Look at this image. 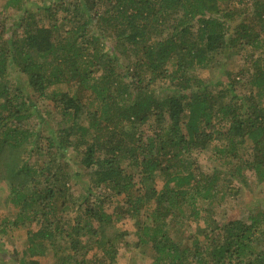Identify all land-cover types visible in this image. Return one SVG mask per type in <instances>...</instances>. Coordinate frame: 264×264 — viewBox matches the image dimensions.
Listing matches in <instances>:
<instances>
[{"label":"trees","instance_id":"16d2710c","mask_svg":"<svg viewBox=\"0 0 264 264\" xmlns=\"http://www.w3.org/2000/svg\"><path fill=\"white\" fill-rule=\"evenodd\" d=\"M258 185L264 0H0V233L23 229L22 264H117L124 219L148 264H264V210L215 218Z\"/></svg>","mask_w":264,"mask_h":264},{"label":"rangeland","instance_id":"374dc122","mask_svg":"<svg viewBox=\"0 0 264 264\" xmlns=\"http://www.w3.org/2000/svg\"><path fill=\"white\" fill-rule=\"evenodd\" d=\"M199 75L206 78L208 76V73L206 71H201ZM46 104H49V106L46 107ZM47 108H50V103L48 101H41L39 109H35V112L33 113L32 118L27 123V125L30 128L37 126L33 129L42 132L40 126H38L37 124L40 122V120H45L47 118ZM42 129L45 130L44 127H42ZM45 132L46 134H48L47 130H45ZM49 133L52 135V131L50 129ZM204 161L205 157H201V164H203ZM159 188L160 183H156V185H152V189L148 188L143 191L145 201L150 202L153 199L155 192ZM250 207H256L264 210V185L252 186V188H250L249 190L243 189L237 202H229L228 204H225V207L223 209H220L222 211H219L220 213H217L215 218L222 219L225 216H230V218H233L238 216V214L242 212L243 208ZM5 214H8V212L0 211V220H3V218H5ZM204 224L205 223L201 220L198 222V226L200 228H202ZM116 226L126 230L128 233V249H124L123 247L119 248L117 264H148L150 262L148 258L143 257L141 259L139 252L137 253V255H135L137 250V237L136 234H134V228L131 221L124 219L120 222H117ZM10 233L11 235L0 233V264H22L23 258L21 252L23 250V247H25V242L22 237L23 229H12ZM179 236H181V234ZM51 257L52 253L48 249L42 256H38L35 259L40 261L41 264H47L48 261L51 260Z\"/></svg>","mask_w":264,"mask_h":264}]
</instances>
